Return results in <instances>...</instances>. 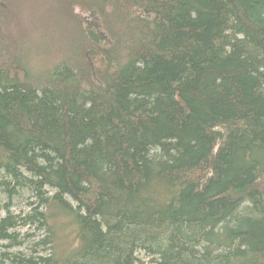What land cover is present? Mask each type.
Segmentation results:
<instances>
[{
  "label": "trees",
  "instance_id": "16d2710c",
  "mask_svg": "<svg viewBox=\"0 0 264 264\" xmlns=\"http://www.w3.org/2000/svg\"><path fill=\"white\" fill-rule=\"evenodd\" d=\"M55 1L0 0V264H264V0Z\"/></svg>",
  "mask_w": 264,
  "mask_h": 264
},
{
  "label": "rangeland",
  "instance_id": "374dc122",
  "mask_svg": "<svg viewBox=\"0 0 264 264\" xmlns=\"http://www.w3.org/2000/svg\"><path fill=\"white\" fill-rule=\"evenodd\" d=\"M19 2H22V15L24 17V19L26 20V26L28 25V27H25L26 29H35V28H39L41 26V23L43 21V23H45L46 21H50V20H56L59 18H57V16L55 17L54 11L58 12L57 7V3L56 1L54 3H50V5L48 6L47 4H45L43 1L46 2V0H18ZM24 1V2H23ZM48 6V7H47ZM78 9V8H77ZM60 21V20H59ZM57 23V22H56ZM56 23H54V27L56 25ZM52 24H49V27H51ZM26 197H28V195H26ZM26 197L23 198L22 200H18L16 201L15 205L12 207V211L17 214V213H25L28 212L30 210V206L27 204L28 201L33 200V198H27ZM5 214V212L3 210H0V218ZM67 228L71 227H66L64 230H67ZM68 234L69 231L67 230ZM66 231H64L65 234H67ZM29 233V239L31 243H35L37 242L40 238H43L46 236V234L48 232L44 231V230H40L38 231L37 229H35L34 227L29 228V227H24L19 229V234L20 237L22 235H25ZM70 235H68V240L70 239ZM0 247L1 244H0ZM25 246H20L15 248L14 250H24Z\"/></svg>",
  "mask_w": 264,
  "mask_h": 264
}]
</instances>
